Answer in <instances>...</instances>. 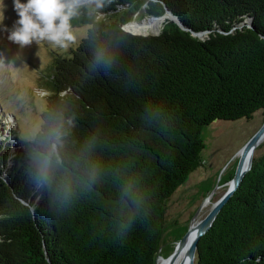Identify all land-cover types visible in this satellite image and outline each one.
I'll use <instances>...</instances> for the list:
<instances>
[{"label":"trees","instance_id":"trees-1","mask_svg":"<svg viewBox=\"0 0 264 264\" xmlns=\"http://www.w3.org/2000/svg\"><path fill=\"white\" fill-rule=\"evenodd\" d=\"M166 13L157 35L124 29ZM71 24L87 33L53 59L38 131L0 142V264H156L165 201L202 165L203 127L264 116V0H104ZM55 129L62 143L41 186ZM257 260L264 142L195 255Z\"/></svg>","mask_w":264,"mask_h":264},{"label":"rangeland","instance_id":"rangeland-1","mask_svg":"<svg viewBox=\"0 0 264 264\" xmlns=\"http://www.w3.org/2000/svg\"><path fill=\"white\" fill-rule=\"evenodd\" d=\"M26 2L27 0H21V3ZM3 5L0 54L8 63L5 68L0 69V142L7 138L11 139V133L17 134L20 139H30L38 131L46 106L44 82L51 63L56 56L64 57L69 54L70 50L86 36L88 29L87 25L72 27L77 40L69 44L66 49L47 42L40 44L33 42L21 48L8 39L10 31L19 19L13 0H3ZM150 19L152 18H136L132 23H141ZM128 25L124 27L125 30L133 34L145 35L154 34L162 27L161 25L160 29L154 32L134 33ZM263 120L262 112L257 111L250 120L214 121L203 127L202 165L192 172L165 201L166 211L160 243L161 257L166 258L172 253L176 243L184 236L191 223L196 219L204 218L212 205L225 192L238 162L237 152L259 128ZM3 126L8 127L5 130ZM261 151L262 149L257 153ZM208 200L209 207H204Z\"/></svg>","mask_w":264,"mask_h":264},{"label":"clouds","instance_id":"clouds-1","mask_svg":"<svg viewBox=\"0 0 264 264\" xmlns=\"http://www.w3.org/2000/svg\"><path fill=\"white\" fill-rule=\"evenodd\" d=\"M13 4L19 19L8 35L10 41L21 48L33 42L37 44L47 42L66 49L69 44L77 40L71 24L72 19L80 14L83 7L94 5L97 10L102 8L104 0H27L26 3L13 0ZM3 9V0H0V23L4 19ZM96 59L99 63H107L103 50L97 52ZM7 63L6 58L0 54V69L5 68ZM62 138L63 133L59 129L53 130L50 134L48 150L39 158L36 179L41 186L47 180L48 169L53 157L58 153Z\"/></svg>","mask_w":264,"mask_h":264},{"label":"water","instance_id":"water-1","mask_svg":"<svg viewBox=\"0 0 264 264\" xmlns=\"http://www.w3.org/2000/svg\"><path fill=\"white\" fill-rule=\"evenodd\" d=\"M163 16H165L166 19L173 18L170 13H166ZM151 18H156V17H151ZM159 32L160 31H156L154 35H157ZM141 35H145V34H141ZM198 36H202V34H199ZM263 138H264V121L237 152V155L239 154V159H238L235 171H234V175L229 181L228 187L225 190V192L212 205L211 209L209 210V212L206 214L204 218L199 220L194 227L192 226L193 222L191 223L187 232L176 243L172 253L168 257L165 258L166 264H175L177 260L179 261L176 264H196L195 255H196L198 241L200 237L204 235L208 231V229L212 226L221 208L224 206V204H226V202L233 195L237 187L240 185V182L242 178L244 177L245 173L251 167L252 157H253L252 154L256 150L257 146L259 145V143L261 142ZM215 189L213 190V192L215 191ZM184 246H186L185 254L183 258L179 259L180 254L182 253L184 249ZM160 257L161 256L158 255L156 259V263H157L158 258Z\"/></svg>","mask_w":264,"mask_h":264},{"label":"bare ground","instance_id":"bare-ground-1","mask_svg":"<svg viewBox=\"0 0 264 264\" xmlns=\"http://www.w3.org/2000/svg\"><path fill=\"white\" fill-rule=\"evenodd\" d=\"M166 19V17L165 16H161V17H156V18H152V19H150V20H148V21H143V22H141V23H129V25H128V28L132 31V32H134V33H139V32H144V33H148V32H154V31H156L157 29H160V26L162 25V23H163V21ZM264 142V138L261 140V142L259 143V145L261 144V143H263ZM258 145V146H259ZM255 152V151H254ZM254 152H253V154H252V156L254 155ZM237 157H238V159H239V154L237 155ZM246 161H247V159H246ZM210 201L208 200L207 202H206V204L204 205V207L205 206H208V203H209ZM209 207V206H208ZM210 209V208H209ZM202 219V218H201ZM201 219H196V220H194L193 221V223H192V226L194 227L196 224H197V222L199 221V220H201ZM185 251H186V246H184V249H183V251H182V253L180 254V257H179V259H181V258H183V256H184V254H185ZM179 260H177V262H178ZM176 262V263H177ZM175 263V264H176ZM156 264H166V260H165V258H163V257H160V258H158V260H157V263Z\"/></svg>","mask_w":264,"mask_h":264},{"label":"snow or ice","instance_id":"snow-or-ice-1","mask_svg":"<svg viewBox=\"0 0 264 264\" xmlns=\"http://www.w3.org/2000/svg\"><path fill=\"white\" fill-rule=\"evenodd\" d=\"M193 235H195V234H193Z\"/></svg>","mask_w":264,"mask_h":264}]
</instances>
